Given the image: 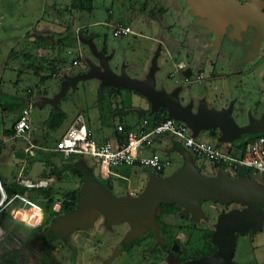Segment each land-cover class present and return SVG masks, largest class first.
Wrapping results in <instances>:
<instances>
[{"label":"rangeland","instance_id":"374dc122","mask_svg":"<svg viewBox=\"0 0 264 264\" xmlns=\"http://www.w3.org/2000/svg\"><path fill=\"white\" fill-rule=\"evenodd\" d=\"M129 1L132 3L134 11L125 7L124 0H85L81 5L78 0H0V101L7 99L16 102V96H23L25 102L23 107L28 109L32 126L34 129L46 132L43 134V138L45 137L48 143H54V139L61 135L60 131L67 119L76 113H81L86 124L92 128V132L93 130L96 132L100 126L107 129L117 121L128 122L129 118L135 117V111L132 112L133 104L138 107L144 106V102L141 101L143 97L138 93L120 87L100 84L95 78L80 79L74 85L68 86L54 103L52 99H48L52 98L53 94L58 91L64 75H69L77 70H85L90 62L95 63L97 61L88 44L84 42L86 38H91L98 50L103 48L108 52L113 51L109 63L112 68L114 65L124 63L123 69L133 76L141 74L142 67L146 69L149 66L156 52L158 64L161 65L154 73V86L167 89L178 85L180 102L203 95L208 101L211 98L210 102H207L208 105L218 107L222 104L223 99L219 92L223 94L233 93L232 87L226 82L208 78L197 81L195 78L196 68L188 81L175 82L174 80L178 78V72L172 64L173 61L169 58L170 56L165 52V47L150 39L163 34L164 36L168 35L167 38L171 41L174 38V32L179 33L177 28H183L190 19H193V15L186 11L187 5H183V8L179 9L167 6L164 19L159 24L161 26L156 28V25L152 24L156 13L154 8L149 6L151 2L145 6L148 12L150 10L148 15L145 7L140 12L135 9L138 5L140 6V0ZM141 7L143 8L142 4ZM115 22L128 24L131 32L113 36L112 25ZM83 29L84 31H82ZM66 30L72 31L73 39L69 36L68 42L70 44L63 46L64 40L60 42L57 39L64 35ZM23 54L29 56L24 57ZM76 56L78 61L71 64V60ZM53 58H63V64L57 67L55 72L39 80V73L47 75L46 68L51 64ZM29 62L39 63L43 68L38 74H35L28 66ZM217 65L218 68L228 67L227 69H230L229 65L232 64L225 59L216 62L215 67ZM201 67L206 69L205 65ZM168 73L172 74L169 75ZM249 83L248 85L244 82V86L242 85L244 90L253 89L252 82ZM213 84L215 88L212 86ZM250 92L242 97L245 104L254 97V92L252 90ZM47 99L52 100V103ZM147 110H144L145 113ZM59 113H62V116L59 117ZM155 113L154 111L151 115ZM0 114H2L0 115V126H8L12 119L11 109H8L6 115L4 111H0ZM137 115V117L142 116V114ZM237 121H241V116L238 117ZM195 138L207 139L209 142L218 143L220 147H225L224 142L218 141L215 136L213 138L206 137L205 130H200ZM21 142L23 141L20 137L15 138L17 146ZM234 148L235 146L231 147L230 150ZM77 156L91 168V174L95 177L96 175L101 177L97 172V164L88 155L77 154ZM165 156L168 159V164L161 171L155 172L158 176L170 175L182 163V157L175 150H171ZM192 158L195 168L200 173L211 175L216 172H223L229 176L234 174L224 164L213 163L204 158L193 156ZM39 160L38 155L34 156L33 159L24 157L21 161L26 163V167L22 166L19 175H26L32 180L41 176L42 165ZM17 163L18 159L12 155L0 154V182L6 194L17 190L14 180L18 172V169H15ZM45 169L48 172V166ZM113 169L123 171L125 168L114 167ZM78 170L81 173L80 169ZM241 171L245 172L251 179L258 178L264 182V172H258L254 169ZM135 172L133 179L136 181L135 177L143 178L142 174L149 173V169L141 167ZM130 178L132 179V177ZM7 179H9L8 183L6 182ZM46 179L50 196L54 195L57 199H59L61 192L66 189L78 188L79 190L83 181L82 173L79 176L67 169L61 171L59 178L47 176ZM107 182L113 195L124 193L126 189L125 179L114 178L112 181V178H107ZM122 188L123 190H121ZM170 204L173 203L159 202L157 207L165 208L166 213L174 212L177 207ZM200 207L205 217L197 222H194L195 219L189 218V220L185 216L175 219L172 217L164 218L161 221L159 216L155 214L154 220L159 224L158 231L167 239L165 246L160 247V249L153 247L154 237L149 232L134 239L131 247L125 248L124 252L122 251L118 255L116 254L114 260L107 264H126V256H129L133 261L144 259L143 264H178L184 260L209 253L212 249L209 240L211 233L209 225L224 206L217 201L203 200ZM13 209L22 211V206L17 202ZM62 213L64 212H60L57 216ZM49 218V216L44 215L40 225L32 226L31 229L24 228L16 222H9V226H6L8 223L2 217L1 226H6V228L0 245L6 240L11 241L12 247L15 249H23V252L30 251L33 257L32 264H106L105 260L109 259L111 254L110 252L107 256L110 245L128 227L124 221L112 223L107 227L98 215L84 229L74 228L68 231L64 237H52L48 243L43 245L39 234L46 226L47 220L51 219ZM187 220L195 224L187 225ZM28 232L33 233L31 239L28 236L25 237ZM176 232L181 233V238L175 243V248H172L173 241L170 242L168 239ZM20 240H23L24 244L15 246V243ZM97 242L100 246H97ZM39 245L42 248L45 247V254H39L37 250ZM177 246L178 251L176 250ZM145 254H148L147 258H143ZM231 264H264V223L255 233L246 231L235 234Z\"/></svg>","mask_w":264,"mask_h":264},{"label":"water","instance_id":"95a60500","mask_svg":"<svg viewBox=\"0 0 264 264\" xmlns=\"http://www.w3.org/2000/svg\"><path fill=\"white\" fill-rule=\"evenodd\" d=\"M195 10L211 18L229 16L222 13L223 7H235L238 12L232 13L236 22L262 23L252 11V4H230L221 0H186ZM207 10L209 12H207ZM221 10V11H220ZM221 12V13H220ZM92 54L96 57L95 63L90 62L85 70H77L69 75H64L53 94L51 101L54 103L64 93L68 86L74 85L80 79L95 78L100 84L132 90L141 95L148 103V110L142 115H151L155 108L162 106L165 115L183 121L190 129L193 136L200 130L218 128L221 132L218 141H228L238 145L247 137L264 133V126L260 120L237 125L230 117L228 110L214 108L204 104H197L193 108L191 101L181 103L177 96L178 87L169 91L154 87L153 73L157 69L155 63L156 53L152 57L143 77L130 76L122 67L114 72L108 59L111 54H103L98 50L91 38L85 41ZM184 74V76H187ZM47 99V100H48ZM49 101V100H48ZM49 101V102H51ZM51 102V103H52ZM177 150L183 158L182 166L167 176H158L153 172L148 177L143 188L136 194L113 195L109 188L102 186L97 178L91 174L92 170L83 160L77 161V167L82 173V184L77 193L75 207L57 216L51 224L54 235H64L74 228H85L99 215L104 224L126 222L129 229L124 233L121 246L139 234L151 229L157 241V223L154 220V209L159 202L174 203L181 207L182 212L189 214L190 218L201 217L200 203L203 200H213L222 204L236 202L240 208H229L217 214L209 240L213 250L207 254L184 260L181 264H230L236 233L248 229L251 231L260 227L264 212L256 207V203L264 202V185L245 175L229 176L223 172L212 175L200 173L194 165L192 156L178 143ZM14 157L22 158L23 151L16 150ZM175 248V243L172 244Z\"/></svg>","mask_w":264,"mask_h":264},{"label":"flooded vegetation","instance_id":"af4514ba","mask_svg":"<svg viewBox=\"0 0 264 264\" xmlns=\"http://www.w3.org/2000/svg\"><path fill=\"white\" fill-rule=\"evenodd\" d=\"M221 1L237 5L252 4V11L256 14V18L263 22L260 24L253 22H236V17L233 16L232 13L238 12V10L235 7L229 6L222 8V13H229V16H224L221 22L220 18H211L207 15L198 13L186 0H140V6L138 5L135 9L139 10L138 12L143 11L146 4L148 6V2H151L149 6H152L156 13L154 20H152V24L154 23L156 28H158V26H161L159 25L161 20L164 19L167 6L179 9L183 8V5H187L186 11L193 15V19H190L183 28L178 27L177 30L179 33L174 32V38L171 41L168 40V35L164 36L160 34L159 37H153V40L161 43V46L163 45L165 47V52L173 61L172 64L178 72L176 82L188 81L195 68L196 73L201 71V78L198 80L196 79L197 81L208 78L226 82L232 87L234 94H223L219 92V95L223 98L222 104L220 103V106L214 108L227 109L230 117L237 125L260 120L261 125L264 126V0ZM124 5L127 9L134 11V9H132L133 5L129 0H124ZM146 9L145 7V11L149 15L150 10L148 12ZM207 12L209 11L207 10ZM147 20L150 19L147 18ZM129 32H131V29ZM99 49L102 53L108 52L105 49ZM225 59L232 64L229 65L230 69H227L228 67L224 69L222 67L218 68V65L215 67L216 62ZM202 65H205L206 69H203L201 67ZM187 73L188 75L184 76V74ZM168 74L170 75L172 73ZM244 82L248 83V85L250 84L249 82H252L251 86L253 89L251 90L254 92V97L251 98L247 104L243 102L242 97H245L244 94L247 95L251 93V90L243 89L242 85L244 86ZM212 86L215 88L214 84ZM189 99L193 108L199 103L207 107L210 106L207 102H210L211 98L208 101L203 95H198L195 99ZM156 108H159V106ZM239 115L241 116L240 122L237 121L238 117H240ZM259 134L264 135V133ZM236 175L247 176L245 172L243 173L242 171L234 172L233 176ZM252 180H255L260 185H264V182L258 180V178ZM53 203L54 204H51L52 211L58 208L55 202ZM174 205L177 207L173 212L174 216L177 218H183L184 216L187 219L190 218L188 213L181 212L180 206ZM222 205L224 208L221 209L220 212L229 208L241 207V205L236 202ZM14 206L15 204L7 208L5 214L11 223L15 218V215L11 214V208ZM256 207H258L261 212H264V202L256 203ZM204 217L205 216L202 215L199 219H195L194 222ZM189 220L186 221L187 225L195 224ZM173 243H175V241H173ZM10 248V245L6 244V249L11 250ZM176 250L178 251V246Z\"/></svg>","mask_w":264,"mask_h":264},{"label":"built area","instance_id":"2783aa9c","mask_svg":"<svg viewBox=\"0 0 264 264\" xmlns=\"http://www.w3.org/2000/svg\"><path fill=\"white\" fill-rule=\"evenodd\" d=\"M130 31L129 26L120 22L112 25V35L119 36ZM78 61L77 56L71 60V64ZM198 80L201 78V71L195 74ZM116 130L123 132V137L112 142L109 139L97 142L81 113H76L61 135L54 141L53 150L62 156L70 154L88 155L97 164L99 175L107 172L110 166L131 165L137 163L148 168L151 172L161 171L167 164V160L158 153L149 151L147 154L142 151L148 149L153 138L159 135H169L175 138L187 152L196 158H204L213 163L224 164L233 172H240L243 169H254L264 172V135L256 134L247 137L240 144L235 145L233 150L222 149L220 146L202 139H196L188 126L181 120L169 116L142 115L134 127L123 130L121 124H116ZM29 116L28 109L23 107L18 112L17 118L12 124V138L20 137L23 141L22 151L24 155L34 154L37 145L31 140L28 134ZM15 181L25 190L13 192L6 195L0 183V222L6 214V209L15 202L22 206V211L11 208V214L15 215L13 221L17 224L36 226L41 223L43 214L38 202L31 199L26 190L34 187L46 186V178L31 180L26 176H20L19 170L15 175ZM59 212V202L56 204ZM27 218L23 219V216ZM30 216V217H29ZM5 226L0 223V240L5 233ZM5 246L6 244L2 242ZM18 249V248H16ZM15 250L14 247L11 249Z\"/></svg>","mask_w":264,"mask_h":264},{"label":"crops","instance_id":"0c3cea01","mask_svg":"<svg viewBox=\"0 0 264 264\" xmlns=\"http://www.w3.org/2000/svg\"><path fill=\"white\" fill-rule=\"evenodd\" d=\"M125 25H128V24H125ZM150 39L153 40V37L150 38ZM107 53H110L111 54L110 58L108 59V64H109L110 63V59L113 56V54H112L113 51L112 52H107ZM107 53H103V54H107ZM155 63H156V66H157V69L156 70H158L161 64L160 65L158 64L157 57H155ZM109 66H110V64H109ZM123 66H124V63L119 64V65H114V68H112L110 66V68L114 72H118L119 71V67L124 68ZM142 68H143V71H142L141 74H139V75H135L134 74L136 77L141 78V77L144 76V74L146 73L148 67L146 69H145V67H142ZM123 70L125 71V69H123ZM155 71H154V73H155ZM154 73H153V77H154ZM130 76H133V75H130ZM91 79H94V78H91ZM174 81L176 82V79ZM176 86L178 87V91H177V96H178V92H179V86L178 85L171 86V87H169L167 89H165L163 87H158V88H163L164 90L169 91V90H171L172 88H174ZM178 99H179V96H178ZM188 100H190V99L188 98L186 101L181 102V103H185ZM141 101L144 102V106L143 107H138L137 105H134V104L132 105V107H133L132 108V110H133L132 112L135 111V114H134L135 117L129 118V121L128 122L117 121L111 127L107 128V129L103 128V126H100V129H97L96 132L94 130L92 132V128H90L86 124V126L91 131L93 138L97 142H100V141L105 140V139H109L112 142H114L116 136H115V133L113 131H114V127L116 126V124H121L122 126H127L128 128L134 127L137 124L138 120H139V117H137L138 116L137 114H140L141 115V111L142 110L144 111V110L148 109V104L145 101V99L142 98ZM0 111L3 112V110H0ZM4 114H5V112H4ZM0 115H2V114H0ZM72 117H69L67 119V121L65 122L62 130L60 131V134L64 131V129L66 128V126L69 124V122L71 121ZM84 120H85V118H84ZM8 126H6V127H8ZM3 128H5V127L0 126V143H1V146H0V154H9V155H12L14 157V155H13L14 151H16V150H21L22 151L23 142H21V144L17 146L16 143H15V138H12L11 135H9V136L3 135V133H2ZM204 130L206 131V137H212L213 138L215 136L216 138H219L220 135H221V132H220V130L218 128H208V129H204ZM44 133L46 134V132L44 130L34 129V127L32 126V123H31V121L29 119L28 134H29V137L31 138V140L36 143L37 148H36L34 154L31 155V156L23 155L22 158H16V157H14V158L18 159V163H17L18 165L16 166L15 169L20 170L23 165L26 167V163H24L23 161H21V160H23L24 157L33 159L34 156L38 155L40 157V160L39 161H40V163L42 165V173H44L46 171L45 167L47 166V164L43 160L42 154H48V152H53L54 150L52 149L53 148V144L48 143L46 141L45 137L43 138V134ZM57 138H55L54 141ZM200 139L207 141V139H203V138H200ZM221 142H224V144H225V147L224 148L221 147L222 149H228V148L230 149L231 147L235 146V145L229 143L228 141H221ZM178 143L179 142L175 138H173L172 136H169V135H159V136H156L155 138H153V140H152L150 146L148 147V149L142 151V153L147 154L149 151L156 152L161 157L165 158L167 160V164H168V159L166 158L165 154L169 153L171 150H175V151H177L179 153V151L176 148V146H177ZM214 144H217L218 145V143H216V142H214ZM180 156H181V154H180ZM79 160H82V159H79ZM76 163H77V161H76ZM182 163H183V158H182ZM182 163H181V165L177 169H179L182 166ZM114 167H117V168L124 167L125 169L123 171L122 170L119 171L118 169H113ZM141 167L142 166H140L137 163H133L131 165L110 166L108 168L107 172H104V173H102L100 175H101L102 178H108V179L109 178L110 179L112 178V181H113L114 178H116V179L119 178V179H122V180L125 179V181H126L125 188L126 189L124 190V193H120L119 195L126 194V193L134 195V194H136L137 192H139L143 188V186L146 183L147 177H148V173H145V174H142L143 175V178H139L138 179L139 176H137V177H135L136 178V181L133 179L134 178L133 176H135V174H136L135 170L136 169H139ZM97 172H98V168H97ZM149 172H150V170H149ZM213 174H215V173H213ZM44 177L47 178V176H44V175H41L38 178H44ZM130 177H132V179ZM38 178H36V179H38ZM14 180H15V177H14ZM6 182L8 183L9 182V179H7ZM15 185H17V190L16 191H11V192H9V194H11L13 192H22V191L25 190L16 181H15ZM2 187H3V185H2ZM46 188H48V184L46 186L34 187V188H30V189L26 190L27 195L31 199H33V200H35L36 202L39 203V205L41 207V210L43 209V207L45 206V204H47V202L49 200L50 201L53 200L55 202V204L58 203V201L56 200L57 198H55L54 195L50 196V193L49 192L45 193V189ZM3 190L5 192L4 187H3ZM121 190H123V188ZM5 194H6V192H5ZM9 194H6V195H9ZM16 203L17 202H15L14 204H16ZM60 212H62V211H60V210H59V212L53 211V215L52 216H49L51 219L49 218L50 220H47L46 226L43 228L41 234H39L40 237L42 238L43 245L45 243H48L51 240L52 237L53 238H56V237L61 238L59 236L54 235L53 232H52V230H51V224L54 221V219L57 217V214H59ZM63 212H65V211H63ZM42 214H43V210H42ZM155 214H157L159 216V220H161V221H163L164 218H170V217H172L173 219L177 218L176 216L173 215V212L166 213V209L165 208L157 207V205H156V207L154 209V215ZM202 214H203V212H202ZM203 216H204V214H203ZM4 218L6 220L7 216L5 215ZM199 218H197V219H199ZM6 221L8 223L6 226H9V220H6ZM161 221H159V222H161ZM214 222H215V219H214V221L210 222L211 224L209 226H210L211 231L213 229ZM263 223H264V218L262 219V223H261V225H260L259 228H257L254 231H251L250 229H248L246 231L247 232H250V233H255L257 230H259L262 227V224ZM103 224H104V222H103ZM19 225H21L24 228H31L32 229V226H27V225H22V224H19ZM38 225H40V224H38ZM38 225H36V226H38ZM36 226H33V227H36ZM76 229H81V228H76ZM82 229H84V228H82ZM127 229H129V225H128ZM127 229L124 230V232L121 235L118 236L119 238L114 243H112L110 245V251L108 252L107 256L109 255L110 252H111V254H110L109 259H106L105 260L106 261V264L112 262L114 260V258L116 257V254L118 255V254L122 253V251L124 252L125 248L127 249L128 247H131L132 241H134V239H136L140 235L147 234V233L150 232L153 235V237H154V240L152 241V246L155 247V248L159 247V249H160V247H163L166 244V240L167 239H166V237L164 235H162L158 231V235L161 238V241L159 242V241H157V239H156V237L154 235L153 230L148 229L144 233L139 234L136 238L130 240L125 246H121L120 244H121L122 236L127 231ZM157 229H159V224L158 223H157ZM246 231H244V232H246ZM32 234H33L32 232H28V233H26L25 237L28 236L31 239L32 238L31 237ZM180 238H181V233L180 232H176L174 235L170 236L168 240L170 242L175 241V243H177L180 240ZM234 241H235V239H234ZM4 243L5 244H9L10 247H11L10 249H12L13 243H11V241H6L5 240ZM96 244H97V246H100V244L98 242ZM2 245L3 244L0 245V252H1ZM149 245H151V244H149ZM112 249H113V251H112ZM37 250L39 251V254H45V252H46L45 251V247L42 248L40 245L38 246V249ZM31 254L32 253H30V251H24L23 252V249H15L13 251L12 250H8V253L5 254V258H6V260H10V259L11 260H15V259H17V260H19V262L21 264H32L33 257H32ZM147 257H148V254H145V256H143V258H147ZM126 259H127L126 260V264H143V260H144V259H142V261L141 260H136V261L134 260L133 261L129 256H126Z\"/></svg>","mask_w":264,"mask_h":264},{"label":"trees","instance_id":"16d2710c","mask_svg":"<svg viewBox=\"0 0 264 264\" xmlns=\"http://www.w3.org/2000/svg\"><path fill=\"white\" fill-rule=\"evenodd\" d=\"M84 1L85 0H78L80 5ZM82 31H84V29ZM69 36H71L70 38L73 39L72 31L66 30L64 35H61L60 38L58 37L57 40H60V42H62L61 40H64L62 42V45L67 46L70 44V42H68ZM71 39H70V41H71ZM26 55L29 56L28 54H23L24 57H26ZM63 61H64L63 58H53L51 61V64L46 68L48 71V72H46L47 75L39 73V71H41V69L43 68V66H41V64H39V63L35 64L32 62H29L28 66L33 70V72L35 74L39 73L38 79L40 80L44 76H48L51 73L55 72L57 70V67H60V65L63 64ZM24 105H25V102L23 101V96H20V95L16 96V102H11L7 99L0 101V110H3L5 112V115L8 111V109H11V111H12L11 122H10L8 127L3 128V130H2L3 135L9 136L12 134V131H13L12 130V124L18 116V112L20 111V109ZM155 112L156 113L153 116L159 117V116L165 115V109L162 106H159V108H156ZM60 116H62V113H59V117ZM122 127H123V130L128 129L127 126H122ZM113 132L115 133V136H116L115 141L119 140L123 137V132L117 131L115 127H114ZM0 146H1V143H0ZM42 156H43V160L45 161V163L48 166V172L45 171L44 173H42V175L53 176L54 178H59L61 171L67 169V170H70L73 174L81 176V173L78 170L79 168L77 167V164H76V161H78L81 158L79 156H77V154H70L68 156H62L58 152L53 151V152H48V154H42ZM96 177H97L98 182L102 186L110 188V185L107 182V178H102V177H99L97 175H96ZM47 192H49L48 188L45 189V193H47ZM77 192H78V188H76V189L70 188V189H66L63 192H61L59 199H56L59 202L60 211H62V212L63 211H70L75 207L76 200H77ZM53 202H54L53 200H51V201L49 200L47 202V204H45V206L43 207L42 210H43V213L45 216H52L53 215V211L51 210V204H54ZM160 203H163V202H160ZM170 205H173V204H170ZM154 218H155V216H154ZM6 220H8V218H6ZM23 244H24V241L20 240L19 242L15 243V246H20V245L22 246ZM212 248H213V246H212ZM6 253H8V250L6 249V245L5 246L2 245L1 252H0V264H21L19 262V260H17V259L6 260V258H5ZM180 263L181 262H179L178 264H180Z\"/></svg>","mask_w":264,"mask_h":264},{"label":"bare ground","instance_id":"6f19581e","mask_svg":"<svg viewBox=\"0 0 264 264\" xmlns=\"http://www.w3.org/2000/svg\"><path fill=\"white\" fill-rule=\"evenodd\" d=\"M27 216H28V215L23 216L22 218L25 219V218H27ZM29 217H30V216H29ZM20 219H21V218H20ZM20 219H14V221H19ZM13 223H14V222H13ZM16 224H17V223H16Z\"/></svg>","mask_w":264,"mask_h":264}]
</instances>
